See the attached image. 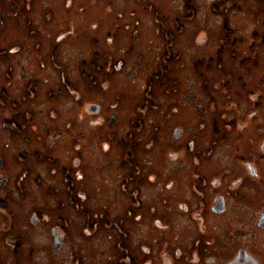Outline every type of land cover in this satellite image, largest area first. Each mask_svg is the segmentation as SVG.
Wrapping results in <instances>:
<instances>
[{"label": "flooded vegetation", "instance_id": "obj_1", "mask_svg": "<svg viewBox=\"0 0 264 264\" xmlns=\"http://www.w3.org/2000/svg\"><path fill=\"white\" fill-rule=\"evenodd\" d=\"M198 1L173 9L216 31L217 6ZM162 31L129 60L121 39L39 64L0 49V264H264V76L237 103L220 37L182 49ZM206 50L217 64L200 70ZM129 83L128 105L107 108Z\"/></svg>", "mask_w": 264, "mask_h": 264}, {"label": "rangeland", "instance_id": "obj_2", "mask_svg": "<svg viewBox=\"0 0 264 264\" xmlns=\"http://www.w3.org/2000/svg\"><path fill=\"white\" fill-rule=\"evenodd\" d=\"M182 1L0 0V49H13L20 55L29 54L32 60L39 64L40 55L46 54L51 48H60L64 43L80 41L86 48L102 51L121 39L124 40L126 58L129 60L140 53L141 46L144 50L149 49L150 38L159 46L164 40L162 28L173 32L175 44L183 45L180 46L182 49H201V45L196 47V41L205 38V46L208 47L207 37H213L214 42L220 37L222 56L219 61L222 62L225 73L232 69L229 85L239 93L237 103L245 105L249 96L248 90L257 85L258 77L264 76V0H200L217 6L220 18L216 31L210 30L214 27L211 26L215 23L214 16L211 17L212 20H209L210 17L199 20L197 25L200 26L181 19L182 15L179 11H174L173 7L182 5ZM191 1H197L194 6L198 7V0ZM57 16L80 19H77L70 29V24L66 25V21L60 22L59 29L54 23ZM157 27L161 28V31L155 30ZM204 51L205 49L201 50L202 53ZM149 53L150 51H142L141 55L144 57ZM204 54L205 59H195L194 62L191 60L190 63L193 62L200 70L215 67L217 59L209 57L213 55V51L206 50ZM102 58L100 57V60ZM253 76L255 78H252ZM263 85L264 78L261 86ZM131 89L133 84L129 83L120 100L111 94L106 107L110 109L116 101L128 105L126 98ZM124 119L123 116L118 117L111 127L118 126ZM246 122L247 120L243 119L238 124V129L243 131ZM118 140L116 134L111 143L116 145ZM206 155L210 169L214 170L216 164L219 165L217 153L212 150ZM222 239L225 240L223 237ZM37 264L57 262L52 259Z\"/></svg>", "mask_w": 264, "mask_h": 264}]
</instances>
